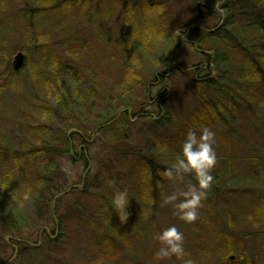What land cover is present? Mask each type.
<instances>
[{"label":"trees","instance_id":"1","mask_svg":"<svg viewBox=\"0 0 264 264\" xmlns=\"http://www.w3.org/2000/svg\"><path fill=\"white\" fill-rule=\"evenodd\" d=\"M14 2L25 5L20 11L25 18L36 15V18L47 19V6L51 4L49 18H58L64 14L66 22L62 26L69 23V19H95L98 11L95 4L97 0H0V12L12 9ZM114 2L121 4L126 14L118 43L123 47L127 38H130V41H127V52L130 54L128 60L131 65L142 59V52H145L144 55L155 56L156 50L153 53L148 51L147 42L152 38L159 39L161 46L166 48H171L179 42L176 34L181 28L169 30L164 0ZM263 5L264 0H224L220 7L226 12L223 23L208 34L200 32L203 35L197 40L196 47L207 63L204 65L207 69L203 72L208 75L203 76V79L193 80L195 91L192 97L196 105L193 111L185 116L186 130L193 128L199 132L204 127L213 129L218 125L230 129L240 113L242 104L245 108L248 105L246 102L257 103L255 98L263 99ZM31 8L37 9L38 12ZM75 11L79 13L78 16H74ZM239 19L244 22L240 23ZM192 32L198 33V30L194 29ZM39 42V47H35L43 61L42 68L50 69L52 79L49 81L44 78L41 81L43 86L49 87H45L46 94L40 98L36 97L32 113L27 115L24 122V129L32 140L29 138L20 142L19 150L10 160L6 153L0 155V234L4 235L6 229L13 226L12 242L18 250L15 261L13 255L6 261V253L11 247L2 240L3 264L25 261V252L37 253V258L49 257L52 252H56V249H49L55 244L50 233L56 235L57 240L67 241L70 235L65 230V224L67 221H73V218L60 213L64 201L62 196L66 195H78L82 200L95 204L92 212L96 220H91L85 215L86 223L92 229L88 240L92 242L93 249L100 251L102 255L116 252L126 243L127 237L134 234L139 222L146 220L148 212L155 208L158 191L163 184L161 175L164 169L169 167L168 163L158 162L163 155L161 153L170 151L169 145L160 143L158 136L146 137L147 139L142 137L137 143L130 139L131 132L129 133L127 126L132 123L130 119L147 117L143 114L145 111L142 105L130 97L133 91L144 92V88L141 90V82L133 86L135 88L112 96L95 111L98 93L93 83L89 82L76 66L61 61L57 56H47L48 46L45 40L34 41ZM174 53L172 58L166 56L165 52L153 58L158 62V67L151 73V87L161 86L160 94L164 95L166 101L173 97L167 93L172 91L171 75L188 70L180 66L178 56ZM239 55L240 63L237 61ZM150 89L148 85L145 90L146 99ZM159 108V117L165 115L169 118V121L163 122L161 119L160 122L171 123V107ZM153 120V126L161 124L157 122L158 119ZM89 125L92 128H88ZM147 131L153 134L154 128ZM69 133L83 144L95 145L97 142L106 147L102 150L104 159L99 163V174H94L93 163H89L85 152L82 154L86 171L77 185L70 182L61 168L63 159L72 158ZM108 138L113 139L115 145H110ZM182 142L183 139L179 138L174 142L176 152L173 151L172 163L180 152L178 148H181ZM113 157L114 159H111ZM118 164L126 168V172L120 171ZM128 165L134 167L130 169ZM253 171L255 177L264 174L261 167ZM219 173H215V179L222 178ZM110 181L114 183L110 184ZM122 189H127L130 198L127 207L129 217L125 223H121L118 215L111 209L112 193ZM84 209L85 206L76 199L68 206L67 212L73 216L75 212ZM56 219L59 222H56ZM26 228L32 229L33 232L30 234ZM15 230H18V233L15 234ZM39 232L44 234L45 243L40 244L37 241L35 247L31 246L34 242L32 237H36ZM222 236L228 241L225 252H232L231 239L228 235Z\"/></svg>","mask_w":264,"mask_h":264},{"label":"rangeland","instance_id":"2","mask_svg":"<svg viewBox=\"0 0 264 264\" xmlns=\"http://www.w3.org/2000/svg\"><path fill=\"white\" fill-rule=\"evenodd\" d=\"M164 2L167 7L165 12L169 21V30L181 28L179 33L176 34L175 31L180 39L177 42L179 45L177 46L176 43L173 47L166 48L161 46L159 39L152 38L147 42L148 51L153 53L156 50L155 56L165 52L166 56L171 58L176 52L180 66L183 69L188 68L171 75L172 91L167 92L173 96L170 101H166L164 95L160 94L161 86L151 87L153 80L151 73L158 67V62L153 59L155 56L144 55L145 52H142V61H135L136 64L131 65L128 60L130 54L127 52L129 44L127 41H130V38H127V44L125 43L123 47L119 45L126 14L121 4L114 0H97L95 4L98 11L95 19L84 21L69 19V23L64 26H62L66 22L64 14L59 15L58 18H49L51 4L47 6V19L36 18V15L23 17L20 11L25 5L19 2H14L12 9L0 12V155L6 153L10 160L19 150L20 142L29 138L32 140L24 129V122L27 115L32 113L36 97L40 98L46 94L45 87H49V85L43 86L41 81L44 78L49 81L52 79L50 69L42 68L43 61L35 47L36 45L39 47L41 42L34 43L45 40L48 46L47 56H57L61 61L76 66L87 80L93 83L98 93L95 111L112 96L135 88L133 86L141 82V90L144 88V92L133 91L130 97L142 105L145 111L143 114L147 117L131 116L132 123L127 125L129 133L131 132L130 139L137 143L139 138L158 136L159 142L167 143L170 148L169 152L161 153L163 155L158 162L162 161L170 166L173 151L176 152L174 142L178 138L184 139L187 132L185 116L193 111L196 105L192 97L195 91L193 80H200L208 75L204 72L197 75L194 70L205 68L204 65H207L201 54L197 52V40L202 38L203 34L200 32L208 34L215 31L223 23L226 12L220 9L224 0L219 2L164 0ZM31 10L38 12L35 8ZM73 14L79 15L77 11ZM239 22L244 21L239 19ZM194 29L198 30V33H193ZM203 47L205 51L206 46ZM19 52L26 56V60L23 70L16 72L13 70V61ZM239 59H241L240 55L237 58L240 63ZM148 85L151 89L146 99L145 90ZM254 100L257 103L248 101L245 108L242 104L239 108L240 113L230 129L219 125L212 129L216 133L214 148L218 159L212 175L215 176L216 172H220L222 180L220 177L215 179L207 199L199 209V218L195 223L186 224L180 221L171 206L163 205L164 198L182 185L161 175L163 184L158 191L155 208L148 212L146 220L139 222L134 234L127 237L124 245L112 254L102 255L100 251L93 249L92 242L88 240V234L92 229L85 220L87 217L96 220L92 212L95 204L82 200L78 195H66L62 196L64 201L60 213L73 218V221H67L65 224V230L70 235L67 237L68 242L57 240L58 237L50 233L55 244L49 249H56L55 253L52 252L49 257L37 258V253L25 252L26 254L23 255L26 256L25 261H19L17 264H156L153 256L159 247V242L153 237L170 225H176L183 232L185 251L195 264H264V203L252 213L258 197L255 199V192L253 194L252 191L249 193L244 191L250 189L249 183L257 184L254 181L264 180V174L255 177L253 171L260 167L264 169V97ZM159 107L163 109L171 107L169 108L173 113L171 123H163L169 121V118L165 115L159 117L161 110ZM153 118L158 119L157 122L163 119V122L153 126ZM84 128L86 131V127ZM88 128H92L91 125ZM150 128H154L153 134L148 133L147 130ZM69 138L72 158L63 159L61 168L70 182L77 185L86 171L82 154L85 152L89 163H93L94 174H99L98 166L104 159L102 150L106 147L97 142L95 145L83 144L78 138L72 137L71 133ZM107 140L110 145H115L113 139ZM180 149L178 148L179 151ZM128 167L131 169L134 165ZM118 168L126 172V168L120 164ZM252 180L254 181L251 182ZM188 182L195 181L189 176L185 178L184 183ZM241 190L247 194V197L243 199L240 197ZM76 199H79L85 209L82 210L83 212H75L72 216L67 212V208ZM56 222H59L58 219ZM26 231L30 234L33 232L29 228H26ZM16 233L18 230H15ZM12 234L13 226H9L4 235L0 234V264H3L4 260L2 240L11 247L6 253V261L12 255L15 261L18 256V250L12 242L14 240ZM222 235H228L231 239L232 252H225L228 241ZM32 238L34 242L31 246L35 247L37 241L40 244L45 243L42 232ZM223 248L225 250L222 254ZM231 257L234 259L230 260ZM160 264H183V261L173 258Z\"/></svg>","mask_w":264,"mask_h":264},{"label":"clouds","instance_id":"3","mask_svg":"<svg viewBox=\"0 0 264 264\" xmlns=\"http://www.w3.org/2000/svg\"><path fill=\"white\" fill-rule=\"evenodd\" d=\"M215 136L216 133L208 127L200 129L199 132L189 128L174 163L162 173L168 180L182 185L167 195L162 203L164 206H171L177 218L186 224L198 220L199 209L203 206L215 181L212 175L217 165ZM189 176L194 179V183H184L185 178ZM129 199L127 189L112 193L111 209L118 215L121 223H125L129 217L127 211ZM153 239L159 242V247L153 256L156 264L171 261L173 258L183 261V264H195L185 251L184 234L176 225H170L159 231Z\"/></svg>","mask_w":264,"mask_h":264},{"label":"flooded vegetation","instance_id":"4","mask_svg":"<svg viewBox=\"0 0 264 264\" xmlns=\"http://www.w3.org/2000/svg\"><path fill=\"white\" fill-rule=\"evenodd\" d=\"M205 69H207V67L205 68H196L194 69L196 72H197V75H199L201 72H203ZM158 97V96H157ZM254 180H252L251 182H253ZM260 180L258 181H254L256 182L257 184H251L249 183V186H250V189H247L244 190L246 193H253L255 192V199L257 198L258 201L255 203V205L253 206V209H252V213L255 212V210L257 209L258 206H260V204L264 203V180H262V182H259ZM240 194H241V198L243 199L247 194H244L243 193V190L240 191ZM258 195V196H257ZM247 197V196H246ZM243 201V200H242ZM256 201V200H255ZM264 225V224H263ZM262 225V226H263Z\"/></svg>","mask_w":264,"mask_h":264},{"label":"water","instance_id":"5","mask_svg":"<svg viewBox=\"0 0 264 264\" xmlns=\"http://www.w3.org/2000/svg\"><path fill=\"white\" fill-rule=\"evenodd\" d=\"M25 60L26 56L22 52H19L14 58L13 70L16 72L21 71L24 67ZM231 259L233 260L234 258L232 257Z\"/></svg>","mask_w":264,"mask_h":264}]
</instances>
